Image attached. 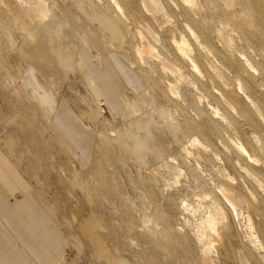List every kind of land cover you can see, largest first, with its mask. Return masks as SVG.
<instances>
[{
  "label": "rangeland",
  "instance_id": "1",
  "mask_svg": "<svg viewBox=\"0 0 264 264\" xmlns=\"http://www.w3.org/2000/svg\"><path fill=\"white\" fill-rule=\"evenodd\" d=\"M181 1L0 0V148L42 182L67 240L58 264H264V196L226 162L239 158L232 143L257 149L261 133L220 96L242 83L244 56L264 100V0ZM184 16L204 47L184 34L201 76L173 49ZM57 121L88 131L94 153L82 168L76 147L77 171L37 177L33 163L66 154L50 149Z\"/></svg>",
  "mask_w": 264,
  "mask_h": 264
},
{
  "label": "crops",
  "instance_id": "2",
  "mask_svg": "<svg viewBox=\"0 0 264 264\" xmlns=\"http://www.w3.org/2000/svg\"><path fill=\"white\" fill-rule=\"evenodd\" d=\"M91 82L94 86L93 81ZM56 124L58 127L50 122V130L56 141L50 149L64 150L66 154L60 162L52 152L49 157H45L49 160L44 164L33 163L32 172L37 177L51 172L54 166H58L61 174L62 169L77 171L71 164L70 157H67L76 147L80 153L75 160L79 167L84 168L91 159L92 150L94 153L95 145L92 149L88 131L84 130L78 136L77 127L72 123L62 125L57 121ZM76 135L78 141L74 139ZM55 153L58 155V152ZM33 183L19 164L0 148V264H56L67 244L66 237L60 232L49 208L38 199L39 195H47L42 193V182L37 179L39 188L36 189L33 188ZM15 194H20V199L10 203L8 199Z\"/></svg>",
  "mask_w": 264,
  "mask_h": 264
},
{
  "label": "bare ground",
  "instance_id": "3",
  "mask_svg": "<svg viewBox=\"0 0 264 264\" xmlns=\"http://www.w3.org/2000/svg\"><path fill=\"white\" fill-rule=\"evenodd\" d=\"M141 1L143 3L144 8L148 10L150 0H141ZM252 1L253 0H251L250 3H252ZM180 4L181 5H185V4L193 5V0H182ZM115 6H116L118 11L121 10L120 9L121 7L117 3ZM183 14H185V13H183ZM186 18H188V17L184 16V21L181 23V28H182L183 34L180 35L178 41H176L175 39H172L173 49H174L175 54L178 58H180L181 60H187L188 63L190 64L191 70L194 73H196L197 75L201 76L202 74H204V71L201 69L200 65L198 64L197 57H195V58L191 57L192 49H191L189 41L187 40L185 35H187L191 40L194 41L197 48H199V49L203 48L204 49V47L202 46V44H200L198 36H196L195 32L189 26ZM250 18H251V16H250ZM247 23L249 24V22H247ZM223 32L224 31L222 30V32L219 34V38L222 41V43L225 46H227V45H229L228 43L230 41L228 42V37L227 38L224 37ZM138 33L140 36L139 38L142 39L141 32H138ZM225 36H226V33H225ZM254 36L255 35L253 33L252 37H254ZM227 49H229V48H227ZM205 50H206V48H205ZM136 52L138 54V57H141L143 54H147V56L149 54H153L152 48L148 44L142 50L136 49ZM237 54H239V53L237 52ZM241 55H243V54H241ZM154 56L157 58L156 55H154ZM240 59L243 61V63H242L243 76H242V80H241L242 83L237 82V83H235L234 86L231 84V88L228 87L229 89H222L224 94L220 93V96L222 97L221 100L223 101V104H226L228 106L227 108L230 110L231 113L235 112L238 115H241L244 117H246V115H248L249 118L248 117L247 118L248 119L251 118V120L255 124V128L257 130H259L261 133V136L259 137L260 147L255 149L254 147L250 146L249 147L250 149H248L247 146L245 147L243 143L234 142V143H232V148L234 150L235 155L239 158H238V160L237 159H235L233 161L227 160L226 162H227V166L228 165H230V166L234 165L237 168L239 176L244 179L246 184H248L250 187H252L254 190H256L257 193L264 196V100L260 99V101L256 102V100H254L252 98L251 91H253L254 88H253L252 84L250 83V80L252 78L251 72L255 69L247 58L242 56V57H240ZM162 66L165 67L164 64H162ZM261 72L264 75V72L263 71H261ZM234 79H235V77H234ZM235 81H236V79H235ZM237 81H238V79H237ZM171 91H173V90H171ZM217 95H218V93H217ZM49 111L50 112H48V114L50 115L51 110H49ZM212 112H213L214 117H215V115L217 114L216 110H214ZM195 143H196V140L192 139L184 147L181 146L182 147L181 152L188 154L187 150H186V146L187 145L193 146ZM255 150L262 152V155L260 157H257L255 154ZM95 151H96V155H101V157H103L105 155L106 150H104V148H103V141L102 140L98 141V144L96 145ZM219 190H220L219 191L220 194L222 195L221 197H223V200L226 201L227 204L232 206V208H233L234 204H233L231 194H229L226 190H223V189H219ZM147 252H149V251H147ZM113 260H114V258H113ZM116 264H131V263H130V261H128L126 259H122L119 262H117Z\"/></svg>",
  "mask_w": 264,
  "mask_h": 264
}]
</instances>
